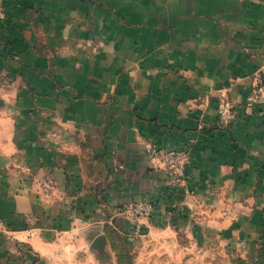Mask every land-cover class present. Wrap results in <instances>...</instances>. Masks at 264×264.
<instances>
[{"label":"crops","instance_id":"obj_1","mask_svg":"<svg viewBox=\"0 0 264 264\" xmlns=\"http://www.w3.org/2000/svg\"><path fill=\"white\" fill-rule=\"evenodd\" d=\"M257 79L264 0H3L0 264H66L96 235L87 216L165 200L146 143L187 152L193 181L250 180Z\"/></svg>","mask_w":264,"mask_h":264},{"label":"rangeland","instance_id":"obj_2","mask_svg":"<svg viewBox=\"0 0 264 264\" xmlns=\"http://www.w3.org/2000/svg\"><path fill=\"white\" fill-rule=\"evenodd\" d=\"M252 104L264 105L263 79L253 83L246 106ZM235 117L233 102L221 94L215 128L230 130ZM145 151L164 173L165 200L103 207L101 216H87L99 224L96 235L66 264H264V158L242 164L250 180L193 181L187 152L155 143H146ZM244 187L245 195L238 191ZM98 236L101 248L93 246Z\"/></svg>","mask_w":264,"mask_h":264},{"label":"water","instance_id":"obj_3","mask_svg":"<svg viewBox=\"0 0 264 264\" xmlns=\"http://www.w3.org/2000/svg\"><path fill=\"white\" fill-rule=\"evenodd\" d=\"M103 242V238L102 236H98L94 242H93V246L97 247V248H101V243Z\"/></svg>","mask_w":264,"mask_h":264},{"label":"built area","instance_id":"obj_4","mask_svg":"<svg viewBox=\"0 0 264 264\" xmlns=\"http://www.w3.org/2000/svg\"><path fill=\"white\" fill-rule=\"evenodd\" d=\"M3 14V0H0V15Z\"/></svg>","mask_w":264,"mask_h":264}]
</instances>
